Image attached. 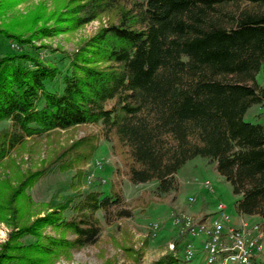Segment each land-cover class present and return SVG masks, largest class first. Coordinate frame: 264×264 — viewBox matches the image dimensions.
<instances>
[{
  "label": "trees",
  "instance_id": "obj_1",
  "mask_svg": "<svg viewBox=\"0 0 264 264\" xmlns=\"http://www.w3.org/2000/svg\"><path fill=\"white\" fill-rule=\"evenodd\" d=\"M104 12L113 21L65 55L60 90L46 89L60 70L39 58L30 39L61 29L62 22L74 29ZM58 16L55 27L31 31L29 23L25 36L26 20L0 27L1 36L30 48L0 55V121H7L0 128V166L26 141L86 124L97 125L98 133L71 141L14 188L0 178V220L10 228L0 264H53L96 242V212L104 219L112 208L118 218L131 214L119 207L112 183L107 193L77 189L79 168L99 136L112 143L126 179L153 182L157 194L177 190L175 175L186 161L207 159L239 195L236 212L262 220V228L264 126L243 115L264 100V0H77ZM70 168L76 169L69 183L75 193L28 221L34 212L25 189ZM26 236L32 240L23 242ZM176 262L167 254L148 264Z\"/></svg>",
  "mask_w": 264,
  "mask_h": 264
},
{
  "label": "rangeland",
  "instance_id": "obj_2",
  "mask_svg": "<svg viewBox=\"0 0 264 264\" xmlns=\"http://www.w3.org/2000/svg\"><path fill=\"white\" fill-rule=\"evenodd\" d=\"M76 1L0 0V27L15 20H26L24 29L27 30L30 23L31 31L41 26L55 27L59 23L55 18ZM110 21H113L112 12H104L74 29H67V22H62L61 29L30 39V43L38 47L39 58L60 70V74L53 80L45 81L46 89L60 90L61 75L67 68L65 55L74 51L84 39ZM23 33L25 36L29 34V30ZM23 50L30 51L28 44H17L0 35V55ZM254 81L259 85L262 83L261 69L256 73ZM243 120L264 126V100L252 104L244 113ZM6 126L7 121H0V128ZM87 133L97 134L98 126H76L60 130L47 138L26 141L11 151L4 160L0 166V178H8L9 185L16 187L26 173L46 163L59 149ZM79 169L84 172L77 188L79 191L100 189L107 193L112 183L121 196L119 207L131 214L118 218L113 215L116 208H112L111 215L104 219L96 212L100 224L96 242L72 250L67 256L58 257L53 264H148L167 254L178 259L174 264H195L197 257L187 258L185 254L186 249H192L196 253V247L202 241L200 233L192 232L193 228L215 234L219 241L226 243L223 228L218 231L217 227L206 223L207 217L214 212L208 209L221 202L225 206V212L234 217V202L239 195L231 192L229 183L212 170L207 159L195 157L186 161L175 175L177 190L157 194L153 192V182L130 183L123 173L120 157L114 152L112 143L99 136L93 155ZM75 170L70 168L52 172L25 189L34 212L27 218L28 221L41 216L45 210L48 211L47 204H56L75 193L69 186ZM239 215L243 222L240 224L242 228L253 234L260 243L253 253L257 257L261 256L260 264H264V226L260 228L263 221ZM9 230L8 224L0 220V245L7 240ZM45 232L52 234L49 228ZM31 240L29 236L22 239L23 242Z\"/></svg>",
  "mask_w": 264,
  "mask_h": 264
},
{
  "label": "built area",
  "instance_id": "obj_3",
  "mask_svg": "<svg viewBox=\"0 0 264 264\" xmlns=\"http://www.w3.org/2000/svg\"><path fill=\"white\" fill-rule=\"evenodd\" d=\"M239 216L237 212L234 217L229 216L225 212V206L217 204L213 214L207 217L206 223L217 227L218 231L223 228L226 243L219 241L215 234L204 230L200 232L192 227L194 234L200 233L202 241L196 247V253L192 249H186V257H197L195 264H257V256L253 251L259 248L260 243L253 234L242 228L240 224L243 222Z\"/></svg>",
  "mask_w": 264,
  "mask_h": 264
},
{
  "label": "crops",
  "instance_id": "obj_4",
  "mask_svg": "<svg viewBox=\"0 0 264 264\" xmlns=\"http://www.w3.org/2000/svg\"><path fill=\"white\" fill-rule=\"evenodd\" d=\"M221 202H217L216 203V205L213 207V208H211V209H208L209 211H213V210H215V208H216V206H217V204H220ZM222 204V203H221ZM253 218H255V217H253ZM262 261V257L261 256H258L257 257V264H260V262Z\"/></svg>",
  "mask_w": 264,
  "mask_h": 264
}]
</instances>
